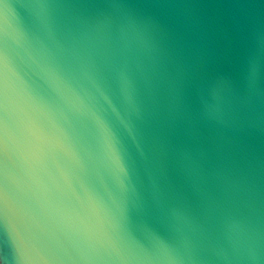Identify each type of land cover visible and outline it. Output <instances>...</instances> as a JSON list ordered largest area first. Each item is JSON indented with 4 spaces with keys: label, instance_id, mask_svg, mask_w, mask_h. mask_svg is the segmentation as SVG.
<instances>
[{
    "label": "water",
    "instance_id": "1",
    "mask_svg": "<svg viewBox=\"0 0 264 264\" xmlns=\"http://www.w3.org/2000/svg\"><path fill=\"white\" fill-rule=\"evenodd\" d=\"M0 264H264V0H0Z\"/></svg>",
    "mask_w": 264,
    "mask_h": 264
}]
</instances>
